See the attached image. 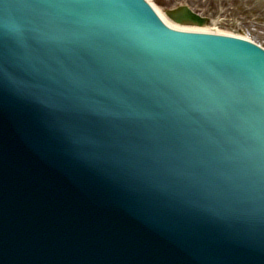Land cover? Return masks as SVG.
Instances as JSON below:
<instances>
[{"label":"water","instance_id":"water-1","mask_svg":"<svg viewBox=\"0 0 264 264\" xmlns=\"http://www.w3.org/2000/svg\"><path fill=\"white\" fill-rule=\"evenodd\" d=\"M0 264H264V48L0 0Z\"/></svg>","mask_w":264,"mask_h":264},{"label":"rangeland","instance_id":"rangeland-1","mask_svg":"<svg viewBox=\"0 0 264 264\" xmlns=\"http://www.w3.org/2000/svg\"><path fill=\"white\" fill-rule=\"evenodd\" d=\"M150 3L162 13L190 6L209 18V22L201 26L209 32L247 37L264 47V0H151ZM173 23L179 25L178 28L195 26Z\"/></svg>","mask_w":264,"mask_h":264},{"label":"bare ground","instance_id":"bare-ground-1","mask_svg":"<svg viewBox=\"0 0 264 264\" xmlns=\"http://www.w3.org/2000/svg\"><path fill=\"white\" fill-rule=\"evenodd\" d=\"M148 1V3H150V1L151 0H147ZM150 5H152L151 3H150ZM187 6V5H186ZM152 7H153V5H152ZM190 7V6H189ZM156 10V13L159 15V17L161 16V18H163V20H164V22L165 23H167L170 27H174V28H178L177 26H179V25H177V24H175V23H173L172 21H171V18H168V16H167V11L165 12V13H162V11L160 10V9H157V8H155V7H153V10ZM175 9V8H174ZM174 9H171V10H174ZM190 9L193 11V12H195V14H197L198 15V17H200L201 19H203V18H205L206 16L204 15H202V14H200V13H198L196 10H193L191 7H190ZM207 18V17H206ZM209 22V18H207V20L204 22V23H202V24H193V23H190V24H193V25H195V26H191V27H181V28H178V29H182V30H184V31H198V32H209L208 30H206V29H204L203 27H201V26H205V24L206 23H208ZM184 24V23H183ZM186 24H188V23H186ZM209 33H214V34H216V33H218V34H223V35H227V36H232V37H234V38H236V37H239V38H243V39H248L247 37L245 38V37H243V36H239V35H234V34H224V33H219V32H213V31H211V32H209ZM250 42L252 41V40H250V39H248ZM253 43H255L254 41H252ZM256 44V43H255ZM258 44V43H257ZM260 47H263L262 45H260V44H258ZM264 48V47H263Z\"/></svg>","mask_w":264,"mask_h":264}]
</instances>
